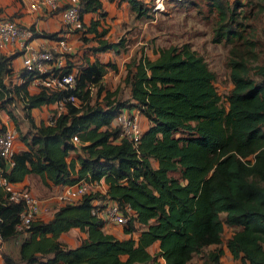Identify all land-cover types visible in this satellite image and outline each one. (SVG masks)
I'll return each mask as SVG.
<instances>
[{"label": "trees", "instance_id": "trees-1", "mask_svg": "<svg viewBox=\"0 0 264 264\" xmlns=\"http://www.w3.org/2000/svg\"><path fill=\"white\" fill-rule=\"evenodd\" d=\"M125 1L130 20L152 16V1ZM174 1L200 11L198 0ZM204 2L216 14L211 39L228 44L231 85L224 103L213 84V71L187 40L155 47L151 59L132 53L112 88L105 87L103 74L107 68L116 69L115 62L85 57L76 64L72 87L38 85L29 92L27 84L37 74L22 69L19 82L6 80L10 56L0 52V108L17 124L11 104L18 99L27 122L26 131H18L24 147L11 153L12 163L7 165L0 155L6 179L19 181L32 172L45 185L81 178L106 184L105 192L88 188L78 198L56 205L48 219L33 217L17 255L0 252L4 263L221 264L225 224L232 227L223 240L229 254L246 264H264V63L251 71L249 59L256 56L259 41L242 20L256 2L264 6V0ZM78 9L80 16L86 11L104 14L100 0H79ZM98 23V18H90L79 30L84 41L85 32L94 40L86 45L91 53L126 49L124 34L109 40ZM67 55L60 72L72 70V53ZM59 101L61 108L47 120L34 121L31 108ZM122 107L136 108L147 120L134 144L112 121ZM73 134L77 143L71 140ZM105 196L125 212L121 226L128 236L104 231L105 219L91 212L92 200ZM22 207L0 186L2 240L19 231L15 223ZM72 226L85 235L67 246L58 235ZM153 241L157 249L151 253L147 246ZM195 253L201 260L192 263Z\"/></svg>", "mask_w": 264, "mask_h": 264}, {"label": "crops", "instance_id": "crops-1", "mask_svg": "<svg viewBox=\"0 0 264 264\" xmlns=\"http://www.w3.org/2000/svg\"><path fill=\"white\" fill-rule=\"evenodd\" d=\"M100 1L101 8L104 11L103 15L100 16L98 12L94 11H86L81 14V19L85 25L88 23L90 18H98L99 23L97 25V28H105V36L107 37V39L114 40L118 36H120L123 31H126V29H122L123 25H126L127 22L130 23V21L131 23H133V21L130 20V12L128 9L127 2L125 0ZM5 3L7 4V6L2 7ZM0 6L2 7V12L6 13L2 14V16L13 18L19 23L27 25L33 30V33L25 40L26 44L29 46L39 47L42 45H49L53 42V38L55 37L54 35L58 34L59 32L64 34L66 40L71 45L70 53H72V56H70V63L73 64V70H75L76 64L80 63L81 59L85 57H88L89 59L97 57L98 60L102 62H105L107 60L114 61L116 64V69L107 68V70L103 74V83L107 88H112L116 84V82L123 73L124 62L129 58L132 53H135L136 55L142 53L150 59L154 58L156 55V52L154 50L150 51L149 49L144 48L141 52H139V49H134L131 47V45L129 47L126 46L125 50L116 53L112 52L111 50L97 51L95 53H91V51L86 48V45L94 43V40L90 39V33H84V35L88 37V39L84 41L80 37L81 33L78 30H68L62 32V30H60L61 22L57 10L32 11L28 9L25 3L21 0H0ZM48 32H54V37L47 36L45 33ZM23 48V46H20L18 44V41L16 39L11 42H7L2 47H0V52L10 56L9 73L5 76L6 80H10L11 82H19L21 80V72L23 69L21 66V53L23 51ZM54 58L57 57L55 56ZM60 60L61 63H66V59H64V57L60 58ZM58 61L59 58H57V60L53 62V66H56ZM27 89L29 92L37 91L39 89L37 79L32 78L27 84ZM11 105L14 107L16 113L22 115V110L19 107L21 103L18 99H15L14 103H12ZM52 105L55 107V109H60L55 102L42 104L40 105V107L44 106L47 108H51ZM34 108L36 107L31 108V114H34ZM132 110L137 112L139 122L142 128H145L147 125L146 118L142 114H140L136 108H132ZM7 117L8 116L5 110L3 108H0V128H3L4 125H9L10 121H8ZM39 120L40 119H38V121ZM22 147H24L23 143L19 139H15L14 149ZM11 184L16 187L25 186L31 191L32 194H34L39 199L41 207L38 216L42 219H48L51 216L56 205L59 204V201L56 199V194L60 190V187L63 185H45L40 182L38 175L32 172L26 173L21 180L11 182ZM93 189H97L99 192H103L106 189V184L102 179H99L97 183L94 184ZM102 228L104 231L110 232L118 238L128 236V233L123 231L121 224L115 223L110 220H105L102 225ZM24 229L19 230L12 237H8L3 240L1 239L0 252L3 251L12 256H16L19 241L26 232V230ZM84 235L85 233L81 231L78 227L72 226L60 232L58 238L62 240L67 246H73L77 244L80 238ZM132 236H135V232L132 233ZM156 249L157 241H153L147 246V250L151 253L154 252ZM156 260L161 261L162 258L157 257ZM0 264H6L4 263L1 254ZM18 264H24V262H19Z\"/></svg>", "mask_w": 264, "mask_h": 264}, {"label": "built area", "instance_id": "built-area-1", "mask_svg": "<svg viewBox=\"0 0 264 264\" xmlns=\"http://www.w3.org/2000/svg\"><path fill=\"white\" fill-rule=\"evenodd\" d=\"M21 1L32 11L57 10L61 22L60 30H62V32L68 30L79 31L82 27L83 21L78 9L79 0ZM150 8L154 11L162 9V0H153L150 4ZM32 33L33 30L27 25L21 24L13 18L0 16V47L16 39L18 44L24 47L21 53V66L24 70L33 71L37 74L33 79H37L38 85H43L48 89L72 87L75 77L74 70L72 69L69 72H60L59 70V67L64 65L63 62L61 63L60 58H69L67 53H70L71 50V45L66 40L65 35L59 32L55 35L51 44L32 47L25 42ZM55 56L59 58V61L55 66L57 68L53 70L51 66H53V62L57 60V58H54ZM42 73H44V75ZM67 98L77 103V99L72 95H69ZM56 104L61 108V101ZM112 121L119 127L121 136L129 139L133 144L137 142L142 130L137 112L122 107L115 113ZM15 138L16 131L10 124L4 125V127L0 129V155L6 160L7 165L12 163L11 153L15 150ZM71 140L73 143L78 142V138L75 134L71 136ZM4 169H6V167H0V186L7 191V197L9 199L22 202L23 207L15 223V228L17 230H22L28 226L33 217L39 215L41 207L39 199L25 186H13L3 174ZM97 181L98 180L86 181L81 178L71 184H63L56 194V199L59 201V204L65 201H72L78 198L88 188H93ZM103 192H105V190ZM123 209L127 213L128 211L131 212V209L127 205H124ZM91 212L101 216L105 220H110L119 224L125 223L127 220L125 212H123L118 203L109 199L107 196L102 199H93Z\"/></svg>", "mask_w": 264, "mask_h": 264}, {"label": "rangeland", "instance_id": "rangeland-1", "mask_svg": "<svg viewBox=\"0 0 264 264\" xmlns=\"http://www.w3.org/2000/svg\"><path fill=\"white\" fill-rule=\"evenodd\" d=\"M151 1L153 0H148V3ZM162 2L163 8L152 11L150 18L134 19L133 23L130 21V23L127 22L126 25H123L122 29H126V31H123L120 35L124 34L127 47L131 45L132 48L139 49V52L144 48L151 51L159 45L187 40L204 57L209 68L213 71V84L216 91L221 95L220 99L222 103H224L223 95L231 85L227 76L228 68L226 66L228 44H223L222 41L216 42L211 39V25L216 18L215 12L209 9V6L204 0H198L200 11H197L194 6L181 5L174 0H162ZM6 6L7 4L5 3L2 7ZM2 7L0 9V16L5 13L2 12ZM238 7L243 10L248 9V6L245 5ZM242 20L249 23V26L246 28L247 32L250 33L254 40L259 41L254 45L256 56H250L249 59L253 66L251 71H254L256 64L264 63V36L261 34L264 29V6L256 2L247 12V16L243 17ZM79 32L81 33V31ZM125 92L126 90L124 88L123 94ZM11 107L17 124L8 115L7 118L10 121L9 124L15 129V139L18 140V131H26L27 122L24 119L25 117H23V112H21L22 115H19L15 112L14 107ZM54 109L55 107L53 105L51 108L39 106L34 108V114L31 115L36 122L38 119L47 120L49 113L54 111ZM219 215L223 217V212H220ZM231 230L232 227L223 224L220 245L225 251L219 257L220 262L221 264H246L238 258H233L223 244L224 238ZM200 255V253L193 254L190 261L192 263L200 262Z\"/></svg>", "mask_w": 264, "mask_h": 264}]
</instances>
